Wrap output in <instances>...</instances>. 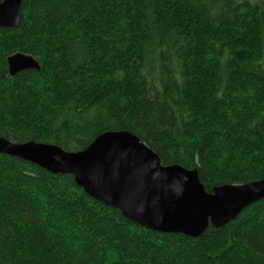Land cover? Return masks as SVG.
I'll list each match as a JSON object with an SVG mask.
<instances>
[{"label":"trees","instance_id":"1","mask_svg":"<svg viewBox=\"0 0 264 264\" xmlns=\"http://www.w3.org/2000/svg\"><path fill=\"white\" fill-rule=\"evenodd\" d=\"M20 18L0 26L1 136L75 151L126 130L208 192L264 176V0H23ZM16 52L39 68L9 76ZM0 264H264V198L158 232L0 152Z\"/></svg>","mask_w":264,"mask_h":264},{"label":"water","instance_id":"2","mask_svg":"<svg viewBox=\"0 0 264 264\" xmlns=\"http://www.w3.org/2000/svg\"><path fill=\"white\" fill-rule=\"evenodd\" d=\"M21 1H0L1 27L20 24ZM38 68L31 55L16 52L7 56L9 76ZM0 152L34 162L52 173L72 174L89 196L158 232L198 237L209 225L224 226L242 208L264 198V176L218 185L208 192L196 169L163 165L155 151L126 130L99 133L87 147L75 151L51 143L13 142L0 136Z\"/></svg>","mask_w":264,"mask_h":264},{"label":"bare ground","instance_id":"3","mask_svg":"<svg viewBox=\"0 0 264 264\" xmlns=\"http://www.w3.org/2000/svg\"><path fill=\"white\" fill-rule=\"evenodd\" d=\"M21 2H22V1H21ZM19 11H20V10H19ZM19 13H20V12H19ZM18 26H19V25H18ZM15 27H17V26H15ZM35 60H36V59H35ZM36 61H37V60H36ZM6 64H7V58H6ZM7 71H8V70H7ZM108 131H115V130H108ZM0 136H1V135H0ZM2 137H3V136H2ZM4 138H5V137H4ZM6 139H7V138H6ZM8 140H9V139H8ZM10 141H12V140H10ZM27 141H32V140H27ZM27 141H23V142H27ZM92 141H93V140H92ZM92 141H91V142H92ZM13 142H15V141H13ZM23 142H21V143H23ZM33 142H36V141H33ZM91 142H90V143H91ZM36 143H38V142H36ZM41 143H43V142H41ZM90 143H89V144H90ZM89 144H88V145H89ZM88 145H87V146H88ZM87 146H86V147H87ZM19 158H20V157H19ZM81 188H82V187H81ZM242 209H243V208H242ZM121 215H122V214H121ZM126 219H127V218H126ZM128 220H129V219H128ZM129 221H131V220H129ZM131 222H132V221H131ZM228 222H229V221H228ZM133 223H134V222H133ZM203 233H204V231L202 232V234H203ZM182 234H183V233H182ZM202 234H201V235H202ZM201 235H200V236H201ZM200 236H198V237H200Z\"/></svg>","mask_w":264,"mask_h":264}]
</instances>
